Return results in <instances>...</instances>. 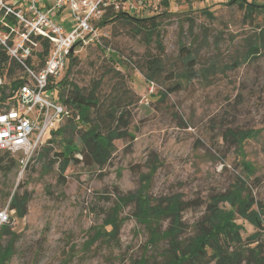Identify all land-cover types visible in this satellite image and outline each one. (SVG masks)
I'll list each match as a JSON object with an SVG mask.
<instances>
[{"label": "rangeland", "instance_id": "rangeland-1", "mask_svg": "<svg viewBox=\"0 0 264 264\" xmlns=\"http://www.w3.org/2000/svg\"><path fill=\"white\" fill-rule=\"evenodd\" d=\"M139 1L132 16L157 17L164 53L124 24H94L89 43L73 53L68 76L85 92L98 86L102 101L116 96L130 104L120 130L133 140L114 141L102 166L71 163L62 174L54 155L62 148L58 142L42 158L38 150L27 164L11 154L18 162L10 172H4L9 159H2L0 211L8 219L1 224L0 251L10 248L3 264L161 262L166 244L147 245L148 230L134 217V195L161 208L174 200L197 201L183 213L185 237L194 234L217 194L241 192L255 210H264V56L262 50L246 56L264 29V0H254L260 10L250 18L228 0ZM182 47L196 62L197 80L181 77ZM147 56L161 60L154 81L141 71ZM243 134L251 137L241 144ZM64 136L79 144L78 130ZM12 197L18 210H10ZM112 219L117 227L109 237L105 224ZM160 222L164 230L168 219ZM236 223L244 227L243 240L256 232L238 217Z\"/></svg>", "mask_w": 264, "mask_h": 264}, {"label": "trees", "instance_id": "trees-1", "mask_svg": "<svg viewBox=\"0 0 264 264\" xmlns=\"http://www.w3.org/2000/svg\"><path fill=\"white\" fill-rule=\"evenodd\" d=\"M163 4L166 5V2L164 1ZM227 5L243 9L249 18L260 10L254 0H228ZM156 19L155 16L137 18L132 14L116 13L112 7H109L104 13L103 19L94 24L99 26L106 22L124 24L132 31L134 37H141L145 45L154 42L159 55H162L164 49L161 45L160 30ZM258 35L256 42L250 45L246 56L248 54L252 56L259 50H262L264 56V29ZM48 50V42L41 41V51L37 53V60L32 68L39 70L43 66ZM180 59L184 71L186 68V72L182 73L181 77L189 81L197 80L199 75L194 70L196 62L188 49L183 47L180 49ZM74 61L75 57L71 54L66 62L65 72L53 83V87L58 88V98L66 106L69 116L64 120L63 125L51 134L40 148L42 150L39 154L42 158L50 151L49 146L57 142L62 145L61 150L54 154L55 161L59 163L61 174L71 163L83 164L88 167L102 166L115 150L114 141L133 140L131 134L120 130L126 127L125 107L130 104L116 96L102 101L98 94V86L85 92L69 81L68 76L74 67ZM244 61L236 62L231 67L237 68ZM145 64L146 70L141 69L144 78L147 81H154L161 67L160 57L147 56ZM17 70L21 72L20 75L16 74ZM0 76L10 80L12 88H15L16 81L20 82L25 79L23 71L1 47ZM179 87L180 85L176 84L168 91L174 93ZM6 89L7 86L0 88V102L5 101L11 95L10 92L6 93ZM66 130H72V132L78 130L79 144L64 136ZM60 136L62 139L57 141V137ZM250 137L251 134L241 135L239 143L242 144ZM45 146L47 147L45 148ZM4 158H8L10 162V165L5 169L0 168L4 169V172H10L17 166L18 160L11 158V154L0 153V161ZM21 158L22 156L19 158L20 161ZM248 169L251 172V169ZM134 201H136L134 217L146 227L149 233L147 245L154 248L161 242L166 244V248L161 253L162 261L152 264H264V210H255L253 201L243 197L241 192L228 191L213 196L205 205L203 215L195 223L194 234L188 237H185L184 234L183 213L189 207L197 206V201L190 203L174 200L164 208H161L160 205L152 206L149 200L141 195H134ZM220 205L226 208L221 209ZM9 207L10 210H18L16 197H12ZM108 217L111 219L110 215ZM236 217L251 225L256 232L243 240L240 233L244 227L242 224L236 223ZM164 218L168 219V226L162 230L160 221ZM106 225L111 229L105 232V235L111 237V234L116 231V221L113 220ZM3 229L4 226L0 225V232ZM103 235L100 233V236ZM254 244L256 245L253 246ZM251 246L253 248H250ZM9 249L7 247L0 251V264L5 261ZM148 261V258H141L134 264H148Z\"/></svg>", "mask_w": 264, "mask_h": 264}, {"label": "built area", "instance_id": "built-area-1", "mask_svg": "<svg viewBox=\"0 0 264 264\" xmlns=\"http://www.w3.org/2000/svg\"><path fill=\"white\" fill-rule=\"evenodd\" d=\"M139 0H0V47L23 71L25 79L0 76V88L10 97L0 102V153L20 154L21 163L37 152L69 116L66 106L54 98L53 83L66 69L69 56L86 46L94 23L112 7L116 13L134 14ZM142 0L138 2L141 5ZM49 50L43 66L32 68L41 51ZM72 51V52H71ZM30 61V63H29ZM8 219L0 211V225Z\"/></svg>", "mask_w": 264, "mask_h": 264}, {"label": "water", "instance_id": "water-1", "mask_svg": "<svg viewBox=\"0 0 264 264\" xmlns=\"http://www.w3.org/2000/svg\"><path fill=\"white\" fill-rule=\"evenodd\" d=\"M72 52V51H71Z\"/></svg>", "mask_w": 264, "mask_h": 264}]
</instances>
